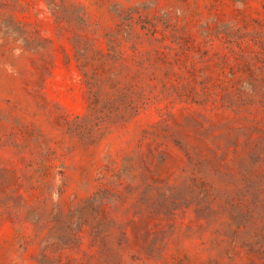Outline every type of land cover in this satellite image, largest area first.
<instances>
[{
  "label": "rangeland",
  "instance_id": "obj_1",
  "mask_svg": "<svg viewBox=\"0 0 264 264\" xmlns=\"http://www.w3.org/2000/svg\"><path fill=\"white\" fill-rule=\"evenodd\" d=\"M0 264H264V0H0Z\"/></svg>",
  "mask_w": 264,
  "mask_h": 264
}]
</instances>
